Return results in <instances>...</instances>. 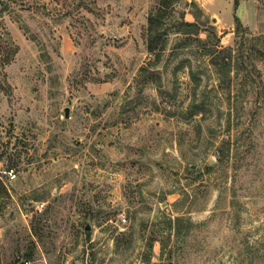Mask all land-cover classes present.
<instances>
[{
    "label": "rangeland",
    "instance_id": "obj_1",
    "mask_svg": "<svg viewBox=\"0 0 264 264\" xmlns=\"http://www.w3.org/2000/svg\"><path fill=\"white\" fill-rule=\"evenodd\" d=\"M159 1L0 0V264H264V0L164 10L173 99Z\"/></svg>",
    "mask_w": 264,
    "mask_h": 264
},
{
    "label": "trees",
    "instance_id": "obj_2",
    "mask_svg": "<svg viewBox=\"0 0 264 264\" xmlns=\"http://www.w3.org/2000/svg\"><path fill=\"white\" fill-rule=\"evenodd\" d=\"M177 0H160L158 3V6L156 10H152L151 13L149 14L148 17V29H147V34H148V42H147V50L149 54L151 55L150 60L148 61V66H151L154 68L151 71V77L152 81L156 82V87L158 90V93L161 97H168L169 99H173V96L176 94L174 90L167 89L163 86L162 80H161V72L158 70L156 67L159 66L164 57H165V52L167 50V44H168V39H169V33L168 30L164 27V20L167 18V15L165 14L164 10H166L169 6H172L174 3H176ZM236 5H238V0H235ZM194 2L192 3V5ZM240 27V22L238 23V26ZM179 31H182V34L188 35L186 39H182L181 42L183 43L182 48L187 47L191 45L190 42L191 35H197L199 33L198 26L195 23H190V22H181L179 23V28L176 30V33H179ZM198 41L197 43L202 44L206 43L201 40V38H197ZM202 42V43H201ZM181 43V44H182ZM203 45V44H202ZM206 46V44H205ZM225 50H228L227 48H223L222 52ZM199 52L202 53V51L199 50ZM222 52L219 54H214L210 48H205V54H211V55H216L215 59L213 61L215 66H221L222 68L226 71L229 72L231 68V57L230 54L227 56H222ZM173 56L176 54H172ZM219 59V61H218ZM216 60L218 62H216ZM182 67V66H180ZM179 67V68H180ZM148 68H144L143 70H147ZM191 108L193 110L190 111L189 115H197L202 113L203 109L201 106H199L195 101L192 102ZM181 221V217H177L176 220L173 222L175 225Z\"/></svg>",
    "mask_w": 264,
    "mask_h": 264
},
{
    "label": "built area",
    "instance_id": "obj_3",
    "mask_svg": "<svg viewBox=\"0 0 264 264\" xmlns=\"http://www.w3.org/2000/svg\"><path fill=\"white\" fill-rule=\"evenodd\" d=\"M10 178L14 179L16 177V175L13 173V171L9 172Z\"/></svg>",
    "mask_w": 264,
    "mask_h": 264
},
{
    "label": "water",
    "instance_id": "obj_4",
    "mask_svg": "<svg viewBox=\"0 0 264 264\" xmlns=\"http://www.w3.org/2000/svg\"><path fill=\"white\" fill-rule=\"evenodd\" d=\"M65 116L68 117V111H66V115H65ZM86 230H90V227L87 226V227H86Z\"/></svg>",
    "mask_w": 264,
    "mask_h": 264
}]
</instances>
